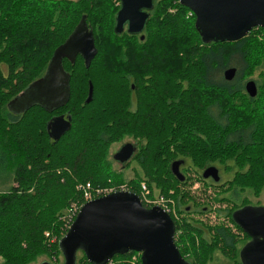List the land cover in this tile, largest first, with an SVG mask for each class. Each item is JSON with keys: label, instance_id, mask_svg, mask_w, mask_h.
<instances>
[{"label": "trees", "instance_id": "trees-1", "mask_svg": "<svg viewBox=\"0 0 264 264\" xmlns=\"http://www.w3.org/2000/svg\"><path fill=\"white\" fill-rule=\"evenodd\" d=\"M120 8L121 0H0V173L15 182L0 191V264H36L42 256L49 259L42 262L63 264L59 240L71 204L84 201L79 185L87 182L128 183L141 198L144 182L150 195L175 198L182 212L179 204L190 197L181 188L189 169L202 177L220 164L234 173L228 183L233 196L243 195L224 211L239 230L234 213L254 205L247 193L259 195L264 187V27L236 41H208L180 0H155L141 33H118ZM84 19L98 53L89 67L80 54L74 62L64 58L68 102L54 110L11 109L10 101L46 73L57 48ZM229 67L237 70L232 80L224 75ZM248 80L257 84L254 97ZM62 113L71 128L56 140L48 124ZM129 138L137 149L116 168L111 148ZM176 160L186 165L184 181L172 171ZM172 218L186 261L207 264L218 250L241 264L232 227ZM248 239L244 232L245 244ZM76 264L93 263L79 249ZM104 264L143 262L141 252L130 250Z\"/></svg>", "mask_w": 264, "mask_h": 264}, {"label": "water", "instance_id": "water-1", "mask_svg": "<svg viewBox=\"0 0 264 264\" xmlns=\"http://www.w3.org/2000/svg\"><path fill=\"white\" fill-rule=\"evenodd\" d=\"M196 16V25L203 37L214 41H236L248 35L255 27H264V0H180ZM155 0H121L116 17V31L127 28L130 33H141L150 17ZM142 38L144 36L142 35ZM98 53L93 31L85 19L54 53L48 70L10 101V108L21 113L41 105L54 110L70 99V75L63 66L64 58L74 62L80 54L87 67ZM236 68L229 67L224 75L232 80ZM246 90L256 96L258 87L248 80ZM93 86H90V97ZM71 128L65 115H57L48 124L56 140ZM133 143H126L115 153L117 160L126 162L134 154ZM181 162L172 163L173 173L184 181ZM221 179L219 169L212 165L203 171V177ZM235 221L253 240L242 250L244 264H264V208L247 205L234 213ZM176 227L172 216L159 206L146 207L140 196L130 191H116L81 207L67 233L59 240L65 255L63 264H76V255L83 249L93 264H104L116 253L130 250L141 252L143 264H190L185 260L175 241ZM40 264H52L44 261Z\"/></svg>", "mask_w": 264, "mask_h": 264}, {"label": "rangeland", "instance_id": "rangeland-1", "mask_svg": "<svg viewBox=\"0 0 264 264\" xmlns=\"http://www.w3.org/2000/svg\"><path fill=\"white\" fill-rule=\"evenodd\" d=\"M126 141L130 142V141H135V140L132 138H129V139H126L124 141L114 144L111 148V156H113L116 149L119 148L122 143L124 142L126 143ZM114 166L116 168H120V166L118 165L116 161L114 162ZM132 166L133 164L130 165V167H128V169L125 172L124 176H126L127 178L132 176L134 173ZM189 171H190L189 174L187 173L189 175V180L188 182H186L185 185H182L181 188L182 190L184 189V190L189 191L192 197L195 199L194 202L198 206V207H193L194 209L197 208L195 212L188 213V212L183 211V209L185 208V205L193 203V201L189 199H187V202L185 203L182 202L181 204H179L182 210V212H180L178 211L177 201L175 200V198L169 197L165 194H157V193L155 195H151L150 198L153 200L159 197L160 198L164 197L166 200L168 199L170 206L173 208L174 218L178 221H182V217H187L198 223L205 222L214 227L218 225L230 226L232 227V231L237 232V235L239 238L240 236H243L244 233L240 235V230L237 229L235 225L231 221H229L228 217L224 214L225 213L224 211L226 208L233 207L234 204L240 203V197L243 199L242 194H240V197L237 199L235 196H233L231 188L229 189L230 185L228 183H229V180L233 177L234 173L229 172L226 169L225 170L223 169V178H224L223 183H220L219 185H210L204 182L202 180V177L199 174L193 172V169L192 170L189 169ZM182 172L184 173L185 171H182ZM14 183L15 182H13V178L12 176H10L9 173H0V191L9 189L10 186L14 185ZM87 183H90V182H87ZM141 186H142V183H141ZM94 187L101 188V189H110V188H122V187H130V186L128 183H123L119 185L94 186ZM215 187H218L219 190H217V188ZM172 193H174L173 190H171V194ZM216 195H219L220 197H224V198L222 200H219L218 202L213 201V198ZM247 196L249 197L251 204H254V206H257V207L264 208V187L259 195H254L251 191H249L247 193ZM83 199L84 201L81 204L78 202L77 203L83 206L85 202L84 195H83ZM203 206L208 207V210L206 212L200 211L201 207ZM218 208H221V210H223L222 214H218V211H217ZM61 231L63 232V229ZM47 233L48 231L45 234ZM178 234H179V231H178ZM244 245H245V241L243 242V244L240 245V247H243ZM81 254L82 253H79V255ZM238 259L240 260L239 257ZM43 260H49V259L46 256H42L36 262V264H40ZM207 264H234V262H233V259H230L229 257H227V255H225L223 252L216 250L213 253L212 259Z\"/></svg>", "mask_w": 264, "mask_h": 264}, {"label": "built area", "instance_id": "built-area-1", "mask_svg": "<svg viewBox=\"0 0 264 264\" xmlns=\"http://www.w3.org/2000/svg\"><path fill=\"white\" fill-rule=\"evenodd\" d=\"M79 188L83 191V195L85 198V202H88L90 200H93L97 197L116 192V191H130V187H122V188H110V189H101V188H95L91 183H86L79 185ZM141 191H142V202L146 207H153V206H159L163 208L166 212H168L171 216L173 215V208L169 204V200L165 199L164 197H159L157 199H151L150 191L148 189V186L146 183H142L141 186ZM84 202V203H85ZM82 205H79L77 202L72 203L71 207L69 208V214H68V223H67V231L71 227L72 223L75 221ZM67 233V232H66ZM46 235H50L48 232Z\"/></svg>", "mask_w": 264, "mask_h": 264}, {"label": "flooded vegetation", "instance_id": "flooded-vegetation-1", "mask_svg": "<svg viewBox=\"0 0 264 264\" xmlns=\"http://www.w3.org/2000/svg\"><path fill=\"white\" fill-rule=\"evenodd\" d=\"M59 115H63V113L62 114H59ZM55 116H57V115H55ZM65 117H66V115H65ZM67 118V117H66ZM126 143H133L134 144V146H135V151H136V149H137V143H136V141H130V142H127L126 141ZM125 142L124 143H122L121 144V146L119 147V148H117L116 149V151L114 152V154H113V158H114V160L118 163V165L120 166V167H123V166H125L126 164H127V162H129L130 160H128V161H126V162H122V161H120V160H117V159H115V157H114V155H115V153L116 152H118L121 148H122V146H124V144H126ZM134 151V152H135ZM214 166H216L218 169H219V175H220V177H221V179L219 180V181H215L213 178H212V176H210L209 178H204L203 176H202V179H203V181L204 182H206V183H208V184H210V185H219L220 183H223V169L225 170L226 168H224L223 166H221V165H214ZM186 167V165L185 164H181V166H180V168H181V170L182 171H184V168ZM186 174V173H185ZM202 175H203V172H202ZM186 176H187V174H186ZM215 188H217V190H219V188L218 187H215ZM189 194H190V197L188 198V199H191L192 201H193V203L192 204H187V206H186V211L187 212H190V213H193V212H195L196 211V209L197 208H193V207H196V204H195V199L192 197V195H191V193L189 192ZM202 209L200 210V211H202V212H206L207 210H208V207L207 206H203V207H201ZM228 217V216H227ZM228 219H229V221H230V217H228ZM178 231H180V230H178ZM181 232V231H180ZM180 232H179V234L178 233H175V238L179 241V243H180V238H179V236H180ZM245 232V230L244 229H240V235H242L243 233ZM232 235H234V234H236V238H239L238 237V235H237V232L236 231H232V233H231ZM248 234V233H247ZM249 235V234H248ZM253 240V238L249 235V239H248V242H250V241H252ZM243 242H244V235L243 236H240V245L241 244H243ZM247 242V243H248ZM180 245L182 246V243H180ZM245 246V245H244ZM244 246L243 247H240V256H239V258H240V262H241V264H244L243 263V260H242V250H243V248H244ZM179 248V247H178ZM184 257V256H183ZM186 260V259H185ZM188 262L191 264L192 263V261H191V259H188ZM193 264V263H192Z\"/></svg>", "mask_w": 264, "mask_h": 264}]
</instances>
